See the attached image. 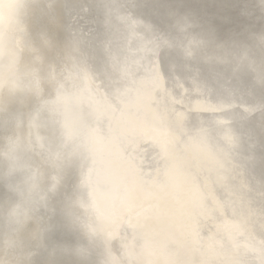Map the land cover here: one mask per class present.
Masks as SVG:
<instances>
[{
	"label": "water",
	"instance_id": "95a60500",
	"mask_svg": "<svg viewBox=\"0 0 264 264\" xmlns=\"http://www.w3.org/2000/svg\"><path fill=\"white\" fill-rule=\"evenodd\" d=\"M59 4L65 17V35L93 54L88 58L78 53L69 73L65 70L64 74L78 79L83 87L82 67L91 65L96 80L110 70L115 81H125L126 86L118 93L116 89L108 91L117 109L107 112L104 104L93 103L90 91L71 90L58 82L68 93L57 100L59 111L66 115L67 126L78 132L71 141L63 140L59 124L54 123L58 117L44 107L55 99L57 83L47 97L34 96L22 116L26 127L33 126V133L27 135L26 146L20 144L16 155L35 172L37 184L41 177L36 161L47 170L44 185L38 184L39 193L46 198L28 212L43 229L41 251L59 250V245L67 242L75 257L88 264H105L107 252L111 253L110 239L102 233L92 235L83 211L71 207L78 198L87 200L90 192L102 219H109L113 226L127 223L128 234L141 244L145 264H193L194 243L187 248L181 233L163 229L174 227L178 231L183 220L195 219L198 192H193L197 191L198 169L211 176L222 198L237 200L235 204L226 202L231 215L262 219L253 205L260 202L255 173L264 174V0H90L78 4L69 0H14L0 24V72L12 64L7 47L14 37L30 40V33L23 28L31 16L29 9L37 6L42 13L51 14ZM15 80L35 91L41 77L27 72ZM164 88L158 103L156 96ZM193 93L199 97L190 104L194 109L188 113L176 110L177 105H184L175 97L183 100ZM202 105L212 108L203 112L220 115H199ZM9 118L16 123L20 114ZM164 122L172 123L170 131L174 132L159 126ZM45 127L52 135V145L39 134ZM157 128L160 130L154 131ZM136 129L161 132L160 146L168 150V164L158 186L151 181L148 188L144 165L125 154L121 136ZM17 141L0 135V198L4 194L8 197L1 222L8 236L20 227L9 223L8 214L22 202L17 189L25 188L29 175L12 170L7 156ZM61 146L70 149L69 162L57 168L48 162V154H55ZM71 162L80 170L79 183L73 192H63V174ZM241 181L248 184L247 189ZM57 200L60 205L55 204ZM80 232L81 238L77 235ZM236 239L223 236L226 264H258L259 260L264 264V247L258 250L255 242L250 244L252 250L239 246ZM93 246L101 257L90 250Z\"/></svg>",
	"mask_w": 264,
	"mask_h": 264
},
{
	"label": "bare ground",
	"instance_id": "6f19581e",
	"mask_svg": "<svg viewBox=\"0 0 264 264\" xmlns=\"http://www.w3.org/2000/svg\"><path fill=\"white\" fill-rule=\"evenodd\" d=\"M12 2H14V0H3V2H1L0 24L5 18ZM82 2H90V0H69L70 4ZM36 7L37 6H33L29 9L31 16L23 25V28L27 29L30 33V40L27 42L19 36L14 37L13 42L7 47V54H10V57L13 58L11 59L12 64L0 72V135L4 134L8 140L16 139L20 144H25V146L28 142L27 135H32L33 133V126L32 128L26 127L22 116L28 110L32 98L34 96L37 99L44 98V96L47 97L46 94H49L54 84L59 82L65 85V87L71 88V90L83 89L85 91H90V98H92L91 100L93 103L99 105L104 104V109L108 110L107 112L111 110L116 111L117 109V107L114 108V101H110V98L107 96L108 91L113 89L112 92H115L116 89L115 93H118L120 90L123 91L126 86L125 81L122 82L119 80V83L115 81L110 70L102 72V77H98L96 80V78L91 75V65H83L82 67L84 77L83 87H79L80 81L78 79L73 78L71 75L64 74L65 70L69 73L70 66L73 64L74 60H76L78 53L86 54L88 58H92L93 54H89L88 50H82L80 46L70 41L67 34L65 35V17L62 12V4L53 7V12L51 14H44L41 10L36 9ZM27 72H35L41 77L39 88L35 91L26 89L15 80L20 74ZM67 82H69V84ZM185 89L186 87L182 88V91ZM164 93L165 88L156 96V101L158 103H161V98ZM175 98V100L180 101L178 103L184 105H177L176 110L185 113H188V111L191 112L192 109H194L190 105L193 100L196 98L199 100L196 93L189 95L186 99L184 96L183 100L182 96ZM109 106H111V108H109ZM243 107L246 108L245 105H243ZM210 109L212 108L208 107V105H202L198 110L202 112L198 114L201 115L205 113L207 116H210L212 113L211 115H220L218 114L220 112H203L210 111ZM175 112H173L174 116H176ZM16 113L20 114V118L16 123L12 124L9 117ZM4 121H6V124H4ZM159 126L162 127V129H167L169 132H174L170 131L173 127L172 123H159ZM158 130L160 129H154V131ZM142 132L136 129L128 134H122L121 137L124 151L126 152L125 154H129L134 160H138L144 165L143 170L147 173V177L149 178L147 187L151 188V181L154 182L156 186L160 184V178H162L165 172V166L168 164V150L165 151L163 146H160V144H162L160 140L161 132L154 134H150L146 130ZM39 134L46 139L47 144H53L52 135L46 127L45 131H40ZM261 161L264 165V159ZM36 162H38L36 166H38L41 177L38 184L42 186L41 184L43 183L44 185L47 177V170L41 161L38 160ZM192 165L193 162L190 166ZM160 167L162 169H159ZM153 170L156 172L154 173ZM236 174L237 172L235 171L234 179L237 180L238 177L235 176ZM196 175L197 191L193 192V194L198 192L196 204L198 203L199 209L197 210V215L195 212V219L183 220L181 230L175 231L174 227L164 228L163 230L181 233L179 237L182 241H185V246L187 248L194 243L193 250L195 252H192L193 264H226L222 248V239L225 235L217 228V223L220 219L240 221L246 228V235L236 237L237 244L239 246L247 245L252 248L250 244L258 242L259 244L256 248L261 250V246L264 247V188H260V185L264 187V174L262 172H259V174L255 173L256 181L259 183V189L256 191V194L259 195L260 202L259 204L253 205L255 213L258 214V216L260 215L262 219H247L243 214L240 216L231 215L229 213L231 212L229 210L230 207L227 206L228 204H226V202L233 203L235 198L229 200H227L226 197L222 198L220 189L217 190L218 188L214 186V183H211L213 180L205 171L198 169ZM62 179L63 192L66 190L73 192L77 183H79L80 170L71 162L65 168ZM243 180H245L244 176ZM242 185L247 189V183L242 182ZM7 199L8 197L6 194L0 198V264H88V262H84L75 257L76 254L72 252L67 242L64 244L61 243L58 248L59 250L52 249L42 252L40 243H43V229L38 220L34 219L30 213L28 214V219L18 229L13 231L11 236H8L1 222L2 209ZM248 202L250 209H252L250 201ZM57 203L60 205V200L55 202V204ZM259 210L260 213H258ZM199 212L201 216H199ZM148 216L150 217V215ZM102 220L105 223L100 233H102V237L105 239H110V252L120 257L121 246H127L128 264H145L140 255L141 244L137 242V240H134L136 239L135 236L134 238L132 235L128 234V229L126 228L128 226L126 225L127 223L123 221L120 225L113 226L107 222L109 219ZM255 226L258 227V229ZM73 229L76 231L75 228ZM77 235L81 238L83 234L80 232ZM10 241L12 242L11 246H9ZM253 249L254 248H252V250ZM90 250L93 251L95 256L101 257V253L96 249V246H93ZM258 264L263 263L259 260Z\"/></svg>",
	"mask_w": 264,
	"mask_h": 264
},
{
	"label": "clouds",
	"instance_id": "9594fccd",
	"mask_svg": "<svg viewBox=\"0 0 264 264\" xmlns=\"http://www.w3.org/2000/svg\"><path fill=\"white\" fill-rule=\"evenodd\" d=\"M66 95H68L67 91L63 89L59 83H57L55 99L46 102L44 107L48 109L53 117H58V119L54 120V123L59 124L62 130L61 135L63 136V140L66 137L69 141H71L77 136L78 132L67 126L68 119L63 112L59 111V106L57 105V100ZM40 147H44L42 143L40 144ZM20 148V142L17 141L11 145L9 153L7 154L8 158L12 161V170L29 172V175H27L25 178V188L23 190L19 188L17 189L18 194L22 198V202L17 204L8 214L9 223L14 224L17 227L21 226L28 219V212L30 208L35 205L43 204L46 198L45 195H41L39 193L35 172L31 171L27 163H21L20 158L16 155L17 150ZM65 149L67 151H65ZM69 156L70 149L61 146V149L55 154H48V162L59 168L62 167L66 162H69ZM53 179L55 180L56 178L54 177ZM82 185L88 187L85 181H82ZM54 188L55 184L53 185V189ZM71 207L82 210L84 215L89 220L87 227L90 233L92 235L100 236V231L104 227L105 222L98 214L96 203L91 193H88L87 200L78 198L77 200L73 201ZM217 228L224 235L231 237L246 235L245 226L238 220L220 219L217 223ZM93 229H95V234L93 233ZM11 243L12 242L10 241L9 246H11ZM107 253L108 258L105 264H128L127 246H121L120 257H117L115 254H113V252Z\"/></svg>",
	"mask_w": 264,
	"mask_h": 264
}]
</instances>
